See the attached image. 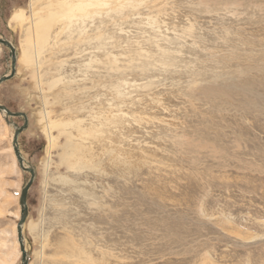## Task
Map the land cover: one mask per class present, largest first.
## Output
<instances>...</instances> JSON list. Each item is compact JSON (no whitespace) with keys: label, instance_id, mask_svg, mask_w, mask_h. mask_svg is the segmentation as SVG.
Masks as SVG:
<instances>
[{"label":"rangeland","instance_id":"obj_1","mask_svg":"<svg viewBox=\"0 0 264 264\" xmlns=\"http://www.w3.org/2000/svg\"><path fill=\"white\" fill-rule=\"evenodd\" d=\"M34 180L28 264H264V0H0ZM10 74L0 45V78ZM0 113V264L30 174Z\"/></svg>","mask_w":264,"mask_h":264},{"label":"water","instance_id":"obj_2","mask_svg":"<svg viewBox=\"0 0 264 264\" xmlns=\"http://www.w3.org/2000/svg\"><path fill=\"white\" fill-rule=\"evenodd\" d=\"M0 44L7 46L10 50V57H11V71L10 74L7 76H2L0 78V85L7 81L8 79H11L14 77L15 75V52H14V48L7 42L4 41L2 39H0ZM0 113L4 115V120L7 124H10V122L8 121L9 117H19L22 118L23 120V125L21 127H16V125H14V134H13V139H12V149L14 152V155L16 157V160L19 164V167L28 172L30 174V179L27 182V184L23 187V189L21 190V194H20V198H19V206H20V216H19V221L17 223L16 226V232H17V240L19 243V248H20V252H21V264H28V258L26 256L25 250H24V246L22 243V226L26 220L27 217V203H26V196H27V192L28 189L30 188L33 180H34V171L32 170V168H24L23 167V159L20 155L19 152V148H18V136L20 135V133L22 131H24L27 128L28 122H27V117L25 114L23 113H11L9 112L4 106L0 105Z\"/></svg>","mask_w":264,"mask_h":264},{"label":"flooded vegetation","instance_id":"obj_3","mask_svg":"<svg viewBox=\"0 0 264 264\" xmlns=\"http://www.w3.org/2000/svg\"><path fill=\"white\" fill-rule=\"evenodd\" d=\"M2 19V13H0V20ZM0 39H2V40H4V41H7L13 48H15L14 47V45L10 42V40L9 39H7V38H5L3 35H0ZM0 45H2V44H0ZM3 47H5L7 50H8V56H9V59H10V71H11V57H10V50H9V48L7 47V46H4V45H2ZM14 52H15V49H14ZM15 58H16V56H15ZM15 65H16V62H15ZM9 121V120H8ZM10 122V121H9Z\"/></svg>","mask_w":264,"mask_h":264},{"label":"bare ground","instance_id":"obj_4","mask_svg":"<svg viewBox=\"0 0 264 264\" xmlns=\"http://www.w3.org/2000/svg\"><path fill=\"white\" fill-rule=\"evenodd\" d=\"M16 56V55H15ZM16 59V58H15ZM16 61V60H15ZM19 152H20V150H19ZM21 155V154H20ZM23 167L24 168H28L26 165H25V163H23ZM30 168V167H29Z\"/></svg>","mask_w":264,"mask_h":264}]
</instances>
